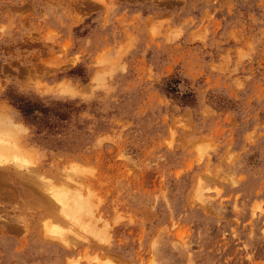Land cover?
I'll return each instance as SVG.
<instances>
[{"label": "rangeland", "instance_id": "rangeland-1", "mask_svg": "<svg viewBox=\"0 0 264 264\" xmlns=\"http://www.w3.org/2000/svg\"><path fill=\"white\" fill-rule=\"evenodd\" d=\"M0 117V264H264V0H0Z\"/></svg>", "mask_w": 264, "mask_h": 264}, {"label": "bare ground", "instance_id": "bare-ground-1", "mask_svg": "<svg viewBox=\"0 0 264 264\" xmlns=\"http://www.w3.org/2000/svg\"><path fill=\"white\" fill-rule=\"evenodd\" d=\"M62 93L66 94L67 93L66 89L64 91L62 90ZM18 128H19L18 124L16 125L13 121L5 119V117H3V118L0 117V179H4L5 177L10 176V173L12 174L13 171L16 173V175L20 176L24 180L30 179L32 181V183L41 187L45 191L47 197L53 203L52 207L56 205L57 210L60 212V213L59 212L58 213L59 214H61V213L65 214L66 205L64 203L65 202V199L63 196L64 193L59 192L57 188H54V186H52L50 184H46L44 182L45 176L39 170V168L37 169L35 167L36 169H34L29 165V162L31 160L28 159L29 153L26 151L27 150L26 148H25L26 150L22 149V148L18 149L17 147L12 146L14 144L11 145L12 139L15 137L14 135L16 134V131ZM12 143H15V142L13 141ZM16 145H18L17 142H16ZM19 146H21V145L19 144ZM30 163H32V162H30ZM10 180H11V178H10ZM29 182H26V183H29ZM22 184H23V182H22ZM48 198L46 200H48ZM74 208L75 207H72L71 210H73ZM54 213H55V210H54ZM59 216H61V215H59ZM62 217H63V215H62ZM55 218H58V217H55Z\"/></svg>", "mask_w": 264, "mask_h": 264}]
</instances>
